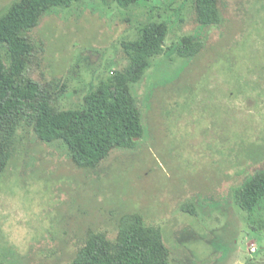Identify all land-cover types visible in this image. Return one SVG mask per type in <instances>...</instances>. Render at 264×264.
Returning a JSON list of instances; mask_svg holds the SVG:
<instances>
[{
  "label": "rangeland",
  "instance_id": "rangeland-1",
  "mask_svg": "<svg viewBox=\"0 0 264 264\" xmlns=\"http://www.w3.org/2000/svg\"><path fill=\"white\" fill-rule=\"evenodd\" d=\"M13 1L0 0V12ZM253 1L220 0L222 21L211 28L200 27L192 0L126 9L81 0L42 18L29 33L28 75L65 85L58 109L80 107L124 68L121 43L142 25L165 22L168 34L165 52L131 87L145 123L133 150L87 171L63 146L20 131L0 177V264H65L88 231L113 234L136 219L160 231L170 264H264V200L249 215L230 190L264 167V1ZM187 35L204 42L191 60L174 48Z\"/></svg>",
  "mask_w": 264,
  "mask_h": 264
},
{
  "label": "trees",
  "instance_id": "trees-1",
  "mask_svg": "<svg viewBox=\"0 0 264 264\" xmlns=\"http://www.w3.org/2000/svg\"><path fill=\"white\" fill-rule=\"evenodd\" d=\"M80 1L14 0L0 12V50L4 53L0 55V177L25 128L41 143L63 146L71 163L87 171L98 169L115 151L133 150L145 134L131 87L142 80L151 60L165 52V22L149 21L138 29L136 39L123 41L126 66L100 80L82 97L78 108H56L54 102L62 97L65 85L51 79L40 83L28 75L36 51L29 33L52 10L67 9ZM91 1L126 9L144 0ZM219 1L192 0L200 27L221 24ZM257 1L264 0L253 3ZM263 8L257 9L260 16ZM174 48L179 58L191 60L201 54L204 42L187 35ZM230 190L235 204L251 215L264 200V167L257 165ZM183 211L193 213L194 209L186 205ZM169 256L160 231L136 219L127 226L121 224L113 234L88 231L65 264H170Z\"/></svg>",
  "mask_w": 264,
  "mask_h": 264
},
{
  "label": "built area",
  "instance_id": "built-area-1",
  "mask_svg": "<svg viewBox=\"0 0 264 264\" xmlns=\"http://www.w3.org/2000/svg\"><path fill=\"white\" fill-rule=\"evenodd\" d=\"M256 251V249L254 248V246H251L250 249H249V252L250 253H254Z\"/></svg>",
  "mask_w": 264,
  "mask_h": 264
}]
</instances>
